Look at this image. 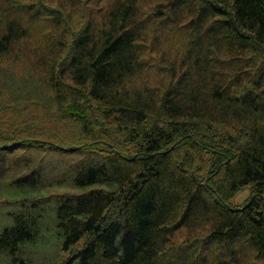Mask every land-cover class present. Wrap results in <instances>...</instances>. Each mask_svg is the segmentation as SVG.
<instances>
[{
	"label": "trees",
	"instance_id": "16d2710c",
	"mask_svg": "<svg viewBox=\"0 0 264 264\" xmlns=\"http://www.w3.org/2000/svg\"><path fill=\"white\" fill-rule=\"evenodd\" d=\"M36 1L0 7V54L43 31L36 52L53 102L30 116L34 129L44 126L41 136L27 137L34 129L24 123L21 139L0 142V192L27 200L48 168L81 189L54 198L60 251L68 253L59 264L264 261V60L252 55L264 51V0H164L166 11L145 17L144 0H107L97 7L104 25H81L75 13L89 17L82 0L63 16ZM170 35H181L186 48L167 67L168 82L133 83L145 70L147 37L157 46ZM62 116L71 117L65 129L74 141L55 140ZM216 124L246 143L217 180L200 179L191 148L176 145L199 146L192 132ZM125 135L135 146L122 147ZM35 150L63 161L32 167ZM247 186L254 198L231 205ZM33 199L31 211L10 212L0 227V255L12 264L22 263L45 222L46 201ZM182 231L188 239L177 243Z\"/></svg>",
	"mask_w": 264,
	"mask_h": 264
},
{
	"label": "rangeland",
	"instance_id": "374dc122",
	"mask_svg": "<svg viewBox=\"0 0 264 264\" xmlns=\"http://www.w3.org/2000/svg\"><path fill=\"white\" fill-rule=\"evenodd\" d=\"M78 1L79 0H43L41 5L44 4L43 6L45 8L49 7L55 14L63 16L68 12L72 13V9L76 8ZM163 1L164 0H144L140 2L139 5L141 9H143L142 13L144 17L145 15H154L156 9L161 8L160 10L166 11L165 1ZM30 2L36 3L37 1L0 0V7H8L11 3L24 4ZM82 2V6L89 11V17L86 16L83 18L75 13L74 17H78L81 25L86 19L99 22L102 18L97 7L100 5L105 6L109 3L107 0H82ZM102 13L104 14V10H102ZM38 15H43V13L38 12L37 16ZM98 16H100V18ZM187 21L188 15L185 13L183 23ZM98 24L104 25L105 23L102 21ZM178 26L179 27H176V29L184 32V26L180 23ZM42 33L43 31H40L36 36L30 34V36L21 40L19 44L12 45L6 53L0 54V142L2 143L17 142V140L21 139L20 129L23 128L21 126H23L24 123H27L29 127L34 129L30 116L39 115L42 106H46L50 102H53L51 99L53 91L47 85L45 72L40 66L39 53L36 52ZM180 37L181 35H170L168 40L164 39L165 41H161L159 45L155 46L156 44L153 43L154 40H156L154 36H148L147 42L143 44L142 53L145 59V70L141 75L133 79V83L138 86L148 84L151 87H156L159 82H168L169 79L166 75L167 67L172 64V60H178L182 53L183 56L186 48L182 47L184 40L181 41ZM252 55L257 58L259 64L263 63V50H260V52L256 50ZM175 57L176 59H174ZM64 81L67 83V79ZM245 88L244 84L240 90ZM70 118V116H62L59 119L57 131L60 135L55 137V140L58 141L61 137L69 142L74 141L67 136L74 135L65 129V125ZM42 126L43 125L40 127ZM40 127L34 129L30 134H27V137L33 136V138H36V136H41L38 133V131H42ZM226 129L227 128H224V126L216 124L212 129H200L197 132L193 131V136L197 139L200 137L202 140L199 146L185 141L179 146L176 145L180 151L182 149L191 148L194 154V170H192V173L198 175L200 179H208L207 177H209L212 180H217L220 175V167H222L223 163L227 160L226 158L233 156L237 150L241 149L246 143L243 135L236 131L232 134L233 136H231ZM63 130L65 133H63ZM127 139L125 135L122 140V147L135 146L134 142H127ZM180 146L182 149H180ZM37 147L42 148L43 146ZM132 150L133 148L131 147L129 151L131 152ZM28 156L34 158V160H31L32 167L38 168L55 165L56 162L59 164L58 166H60V161H63L59 155H49L43 150L28 152ZM5 163V158L0 159V168ZM49 170L51 169L48 168L46 170L48 176L44 178L45 183L38 187V191L31 193L32 197L27 196V200H24L25 198L15 191L0 192V227L10 223V212L14 213L20 210L31 211L32 203L30 201L33 197L35 201H46L42 204L41 211V216L43 215L44 218L42 221L45 222L42 223L35 242L25 246L21 264H59L68 256V253L60 251L61 242L57 237V227L55 225L56 199L54 198L64 195L75 196V193H79L81 189L75 187L69 178H65L64 181L59 182L60 176L62 175L60 173H55L50 177ZM253 198L252 189L250 186H247L242 188L230 202L231 205L240 207ZM107 217H113L111 212L107 213ZM188 236L186 231H182L174 237V241L181 243L185 238L188 239ZM83 241L84 240H82V242ZM0 264L12 263L0 255ZM243 264H264V261H257L256 263L253 261Z\"/></svg>",
	"mask_w": 264,
	"mask_h": 264
}]
</instances>
